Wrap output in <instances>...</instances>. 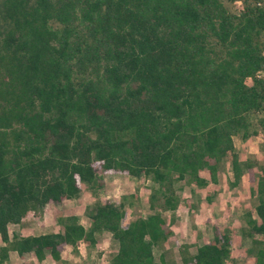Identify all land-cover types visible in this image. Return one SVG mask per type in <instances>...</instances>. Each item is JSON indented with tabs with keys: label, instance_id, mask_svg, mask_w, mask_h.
Returning a JSON list of instances; mask_svg holds the SVG:
<instances>
[{
	"label": "trees",
	"instance_id": "1",
	"mask_svg": "<svg viewBox=\"0 0 264 264\" xmlns=\"http://www.w3.org/2000/svg\"><path fill=\"white\" fill-rule=\"evenodd\" d=\"M237 4L236 9L232 5ZM264 0H0V263L8 251L47 253L110 234L107 264H166L152 248L172 234L176 184L213 188L223 164L229 187L246 175L256 202L244 213L247 264H264V163L239 159L232 138H264ZM263 77H258V73ZM143 177L154 213L124 224L123 202L96 199L57 213L58 232L7 231L46 204L95 196L103 175ZM181 264H229L228 225Z\"/></svg>",
	"mask_w": 264,
	"mask_h": 264
},
{
	"label": "rangeland",
	"instance_id": "2",
	"mask_svg": "<svg viewBox=\"0 0 264 264\" xmlns=\"http://www.w3.org/2000/svg\"><path fill=\"white\" fill-rule=\"evenodd\" d=\"M236 8L237 4L232 5V9ZM232 140L239 159L248 158L255 160L258 164L264 163V138L261 134L249 137L244 141L234 136ZM230 180L231 173L225 163L219 172L218 183L213 188H199L184 182L176 184L177 194L182 199L190 197L193 209L188 211L183 204H179L175 211L161 213L166 220L169 216L172 218L173 236L168 243L162 244L161 247L154 246L152 248L156 261H158L159 253L164 251L166 264H181L176 242L189 244V251L193 252L196 246L211 237V224L221 223L228 225L231 230V259L229 264H247L249 259L247 249L250 245V238L245 232L244 213L250 212L255 218L252 208L256 200L249 194L245 174L241 176L240 181L233 188L228 185ZM155 186L154 183L143 177L105 174L103 175L102 187L96 191V198L86 185L82 184L77 198L58 204H47L43 207L39 218H34L32 214H28L18 224H47L51 227L52 224H57V213L64 215L72 212L78 216L81 224H88L84 209L96 199H107L115 203L123 202L126 211L124 224H127L135 217L146 216L155 212L149 208L147 201L149 188ZM109 255L110 251L93 250L92 259L95 262L92 264H103L106 259L109 260Z\"/></svg>",
	"mask_w": 264,
	"mask_h": 264
},
{
	"label": "crops",
	"instance_id": "3",
	"mask_svg": "<svg viewBox=\"0 0 264 264\" xmlns=\"http://www.w3.org/2000/svg\"><path fill=\"white\" fill-rule=\"evenodd\" d=\"M69 214L75 215V213L73 212ZM82 225L84 227L88 226V224H82ZM170 228L172 230L171 226ZM60 230L61 227L58 224H52L51 227L47 226V224H8L7 225V231L9 237L12 234L19 236H27V235L50 233V232H58ZM172 236L173 234H171V236L169 237L166 243L169 242ZM1 245L2 242L0 241V246ZM95 249H103L104 251H110V255H111L116 251V244L114 243L113 240H111L110 234L108 232L102 231L101 233L96 235V244L94 246L81 244L78 247L76 253L72 251L71 246L69 245L63 246L60 252V260H62L63 263L52 261V259L47 253L44 254V258L42 260L37 261L31 252L23 253L21 256H18L16 252L8 251V258L5 261L1 262L0 264H78L79 262H81V264H92V262H95L92 259V253L93 250ZM98 260L101 261V259ZM107 262L108 259H106V261H104L103 264H107Z\"/></svg>",
	"mask_w": 264,
	"mask_h": 264
},
{
	"label": "built area",
	"instance_id": "4",
	"mask_svg": "<svg viewBox=\"0 0 264 264\" xmlns=\"http://www.w3.org/2000/svg\"><path fill=\"white\" fill-rule=\"evenodd\" d=\"M263 55H264V52H263ZM257 76H258V77H263V76H262V73H260V72L257 74Z\"/></svg>",
	"mask_w": 264,
	"mask_h": 264
}]
</instances>
